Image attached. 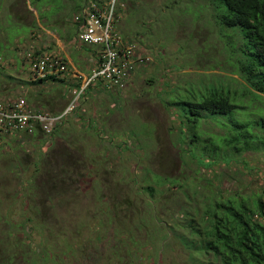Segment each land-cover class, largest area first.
I'll use <instances>...</instances> for the list:
<instances>
[{
	"label": "rangeland",
	"instance_id": "1",
	"mask_svg": "<svg viewBox=\"0 0 264 264\" xmlns=\"http://www.w3.org/2000/svg\"><path fill=\"white\" fill-rule=\"evenodd\" d=\"M9 1L0 0V4ZM31 2L41 7L53 0ZM23 3L16 0L12 5L17 19H23ZM128 4L117 12L115 25L122 37L138 43L149 60L134 73L126 89L108 91L101 86L91 91L89 99H82L52 136L20 134L0 143V264H31L38 258L32 251L41 255L42 248L48 264L82 263L80 253L65 249V236L76 237L81 246H94L86 241L94 235L89 230L104 227L106 233L108 207L114 206V198L141 210V220L148 227H155L154 215L177 227L174 221L181 216L179 211L188 209L193 214L203 198H264V96L243 83L232 64L233 40L238 37L230 40L227 50L226 32L212 17L206 0H135ZM25 20L28 22V17ZM27 32L26 25L0 14V100L21 97L31 103L26 59L29 51L12 46L17 35L24 38ZM57 83L58 90L52 92L67 96V85ZM213 86L234 91L236 108L227 115L201 120L198 129L185 122L182 132L178 110L168 109L166 101L177 102L180 117L185 118L183 97H177L183 92L205 93ZM71 99L72 94L67 105ZM234 122L248 125L242 131L249 135L246 141L254 151L238 153L226 147L225 140L235 134ZM195 133L200 143H192ZM209 137L219 150L218 158L205 169L182 150L201 149ZM240 146L244 147L242 140ZM35 165L43 171L38 180L46 185L56 182L61 191L51 193L56 206L51 208L49 204L42 216L48 224L38 226L51 227V233L43 228L42 234H33L34 242L28 245V230L19 227L28 219V206L22 207L19 199L24 187L28 188ZM155 175L178 179L187 185L188 190L183 188L186 192L197 189L199 194H188L190 201L179 185L159 188L153 180ZM149 185L162 190L153 197L154 206L146 205L149 195L144 189ZM124 208L127 215L132 214ZM177 231L187 237L184 230ZM140 252L133 259H124L123 264H218L173 235L161 250L148 246L149 259ZM88 264L119 262L113 257H103L99 262L94 257Z\"/></svg>",
	"mask_w": 264,
	"mask_h": 264
},
{
	"label": "trees",
	"instance_id": "2",
	"mask_svg": "<svg viewBox=\"0 0 264 264\" xmlns=\"http://www.w3.org/2000/svg\"><path fill=\"white\" fill-rule=\"evenodd\" d=\"M206 1L213 12L212 17L216 23L221 24L222 29L226 32L224 33L223 31L227 41V50L229 49L230 40L238 37L233 40V42H236V45L232 51L234 54L230 55V58H233L232 64L236 68L240 79L254 90L256 94L264 96V0ZM121 10L122 8H119L117 12ZM49 79L57 80L56 78ZM44 80L28 81L27 84L41 83ZM179 96L177 97L178 99L183 97L181 104L183 106L182 112L186 116L185 118L180 117L181 112L177 108V102H168L167 100L165 105L170 110L173 108L178 110L176 114H178L177 118L182 132L185 128V122L193 123L197 128L201 120L213 119L215 115H227L236 108V105L233 103L235 92L226 86H222L221 88L213 86L205 93L190 92L187 94L183 92ZM233 125L235 134H230V138L225 140L226 147L234 148L238 153L255 149L252 146L248 147L249 142L246 140L249 138V135L243 134L242 131L248 125L241 122H234ZM36 134L43 133H35L34 135ZM52 134H55V132ZM52 134L43 135L52 136ZM23 136L32 137L26 134H23ZM199 139L200 137L195 133L192 143H200ZM241 140L244 142L245 148L240 146ZM204 143L206 144L201 149L197 148L194 151L182 150V152L190 153L197 160L198 166L208 169L218 158L217 152L219 146L211 141L210 137L209 139H205ZM210 147L213 149L212 151L209 150ZM197 152L199 155L196 154ZM36 167L28 178V188L24 187V190L21 188L23 195L19 199L22 207L26 209L28 206V219H24L19 225L22 230H28V237H26L28 238V245L34 242L32 238L33 234L37 233L40 235L45 229H48V232H50L51 227L38 226H46L48 224L42 219V216L44 215V211L49 207V204L51 208L56 206L51 193L57 194L61 191L56 182L51 185L40 182L38 180L41 177L39 174H43V171H40L38 166ZM153 180L159 188L166 184L179 185L184 197L190 201L192 199H190L188 194L194 197L199 194L197 189L186 192L183 188L188 190L187 185L184 182L181 183L178 179L155 175ZM144 192L149 195L146 205L154 206L153 197L157 192L162 193V190L149 185L144 189ZM57 202L60 203L59 201ZM126 203L127 201L125 202V200L118 201L115 198L113 199L112 206H114L108 207L109 213L107 216L109 221L107 223L109 227L105 234L104 227H99L98 230H89L94 235L87 238L86 241L93 243L94 246L91 248L81 246L77 243L76 237L65 236V249L71 253H80L79 255L82 256V261H80L82 263L80 264H88L94 257L99 262L103 257H113L118 260L119 264H123L124 259H133L137 257L136 253L140 251L143 255L146 254L147 259H149L147 247L151 246L156 250L160 247L161 250L165 241L170 235H173L176 238H180L189 249L196 250L198 253L206 256H211L214 263L264 264L263 197L252 200L244 197H229L223 200L213 197L203 198V204L200 205V208H195L193 214L188 209H181L179 211L181 215L180 219L178 218V221H174L177 227L167 225L158 215H154L152 219L155 227H148L141 220L142 211H136L131 203ZM124 206L132 210L134 216H131L132 214L127 215V209L124 210ZM22 215L24 216V213ZM27 221L28 227H25ZM43 228L45 229L42 231ZM177 229L184 230L187 237L180 236ZM68 232L71 235V231ZM102 251H106L107 255L103 256ZM32 252L38 258H34L31 264H48L45 258L46 251L43 248L41 255H38L36 250Z\"/></svg>",
	"mask_w": 264,
	"mask_h": 264
},
{
	"label": "built area",
	"instance_id": "3",
	"mask_svg": "<svg viewBox=\"0 0 264 264\" xmlns=\"http://www.w3.org/2000/svg\"><path fill=\"white\" fill-rule=\"evenodd\" d=\"M127 1L92 0L75 17L80 27L78 40L99 47L100 57L84 84L72 92V99L62 113L35 110L21 97L0 100V143L20 134L51 135L62 119L76 110L87 87L94 83H101L108 91L126 89L135 71L149 60L138 43L122 37L115 25L117 11ZM26 59L34 80L61 79L69 72L67 62L56 54L29 51Z\"/></svg>",
	"mask_w": 264,
	"mask_h": 264
},
{
	"label": "crops",
	"instance_id": "4",
	"mask_svg": "<svg viewBox=\"0 0 264 264\" xmlns=\"http://www.w3.org/2000/svg\"><path fill=\"white\" fill-rule=\"evenodd\" d=\"M23 1V13L21 14L23 19L15 18L12 12V5L16 3V0L1 3L0 14L8 15L19 25L27 26L28 32L24 38L21 35L15 37L12 46L16 50L56 54L67 62L69 72L64 77L57 80L48 78L41 83L30 84L28 95V98L31 99V103L28 102V104L33 109L58 115L66 108V102L72 92L82 86L91 75V71L100 57L99 47L85 45L78 40L80 27L75 22V17L92 0H53L52 4L41 7L38 2ZM103 1L101 0V2ZM132 2L134 1H128L127 4L130 3L128 6H131ZM25 17H28V22ZM142 68H138L135 73L140 72ZM29 69L28 64V75H30L28 78H30V82H34ZM57 82L67 85V96L60 92H52L54 88L58 90ZM100 87L101 83L99 82L90 85L84 93L86 97L83 95L84 101L89 99L91 91L95 92Z\"/></svg>",
	"mask_w": 264,
	"mask_h": 264
},
{
	"label": "bare ground",
	"instance_id": "5",
	"mask_svg": "<svg viewBox=\"0 0 264 264\" xmlns=\"http://www.w3.org/2000/svg\"><path fill=\"white\" fill-rule=\"evenodd\" d=\"M118 20V19H117ZM99 53V52H98Z\"/></svg>",
	"mask_w": 264,
	"mask_h": 264
},
{
	"label": "clouds",
	"instance_id": "6",
	"mask_svg": "<svg viewBox=\"0 0 264 264\" xmlns=\"http://www.w3.org/2000/svg\"><path fill=\"white\" fill-rule=\"evenodd\" d=\"M88 5V4H87Z\"/></svg>",
	"mask_w": 264,
	"mask_h": 264
}]
</instances>
